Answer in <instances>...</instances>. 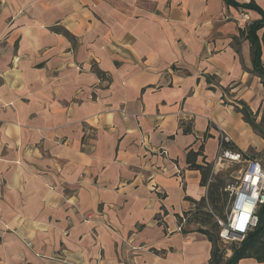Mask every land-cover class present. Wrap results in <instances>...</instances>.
<instances>
[{"label":"crops","instance_id":"obj_1","mask_svg":"<svg viewBox=\"0 0 264 264\" xmlns=\"http://www.w3.org/2000/svg\"><path fill=\"white\" fill-rule=\"evenodd\" d=\"M232 1L0 0V264H210L187 153H264V0Z\"/></svg>","mask_w":264,"mask_h":264},{"label":"trees","instance_id":"obj_2","mask_svg":"<svg viewBox=\"0 0 264 264\" xmlns=\"http://www.w3.org/2000/svg\"><path fill=\"white\" fill-rule=\"evenodd\" d=\"M226 1L233 4L235 3L232 0ZM235 5L256 9L262 15L261 20L252 22L248 29L247 36L253 43L252 60L254 71L260 77L261 83L264 86V66L260 61L261 49L259 47L258 38L255 34V31L259 28H263L264 30V13L261 12L253 1L243 5ZM237 110L242 113L244 121L256 130L264 139V118H262L259 123H256V115L253 114L245 104H243L241 109L237 108ZM197 155L198 152L189 151L186 160L191 169H197L200 171V184L207 187V195L206 197H202L199 202H195V210L193 212H186L184 217L187 223H198L199 226L196 231L204 234L211 242L212 249L210 264H237L239 259L246 257H254L260 264H264V202L257 210L258 221L256 225L247 232L244 239L238 245L233 243L230 246H226L218 235L220 226L217 223L216 217L221 220L226 219V211L229 203L225 208V202L220 204L219 201L221 195H227V193L225 192V189L223 190V182L219 181L215 183L210 180L216 179L212 173L211 163H205V165L195 163ZM242 156L246 157L245 155ZM262 159L264 161V153ZM187 213H189V215H187ZM228 249L231 251V255L226 257L225 254Z\"/></svg>","mask_w":264,"mask_h":264},{"label":"built area","instance_id":"obj_3","mask_svg":"<svg viewBox=\"0 0 264 264\" xmlns=\"http://www.w3.org/2000/svg\"><path fill=\"white\" fill-rule=\"evenodd\" d=\"M227 139V138H225ZM236 159L240 154H233ZM234 185L225 188L229 192L226 219L216 217L220 226L219 237L223 242L243 240L257 221V210L264 202V161L263 159L245 160Z\"/></svg>","mask_w":264,"mask_h":264},{"label":"rangeland","instance_id":"obj_4","mask_svg":"<svg viewBox=\"0 0 264 264\" xmlns=\"http://www.w3.org/2000/svg\"><path fill=\"white\" fill-rule=\"evenodd\" d=\"M227 137L222 138V142L220 144V149H219V159L216 162H212V173L216 179H210L213 182L217 183L219 181L223 182V190L227 187H231L234 185L236 178L238 177L239 172L244 168L246 161L245 160H250V159H262V156L258 155L256 156L255 154L250 153L249 157H243L240 155L237 159H232L231 156L234 153H230L224 149V145L222 143L228 141L225 139ZM230 153V154H229ZM229 154V156H228ZM220 161V162H219ZM227 195H221L219 203L222 204L225 202L227 207V204L229 203V192L225 191ZM226 210V209H224ZM227 212V211H226ZM192 227L196 228L197 225L191 224ZM242 241V240H241ZM241 241L237 239H232L231 241L223 242L226 246H230L231 244H239Z\"/></svg>","mask_w":264,"mask_h":264},{"label":"bare ground","instance_id":"obj_5","mask_svg":"<svg viewBox=\"0 0 264 264\" xmlns=\"http://www.w3.org/2000/svg\"><path fill=\"white\" fill-rule=\"evenodd\" d=\"M228 156H229V154H228ZM232 159H235V157H231ZM220 162V161H219Z\"/></svg>","mask_w":264,"mask_h":264}]
</instances>
